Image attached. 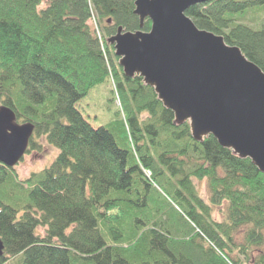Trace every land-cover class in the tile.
<instances>
[{
  "label": "trees",
  "instance_id": "16d2710c",
  "mask_svg": "<svg viewBox=\"0 0 264 264\" xmlns=\"http://www.w3.org/2000/svg\"><path fill=\"white\" fill-rule=\"evenodd\" d=\"M133 2L0 0V105L34 125L27 152L41 136L59 150L26 178L0 163V264H264V173L212 136L194 141L117 65L106 38L138 29ZM256 6L264 0H210L185 14L264 72V27L233 15ZM109 80L124 118L93 127L76 102ZM54 94L50 113L33 120L31 105ZM192 179L206 181V201ZM233 247L249 258L232 257Z\"/></svg>",
  "mask_w": 264,
  "mask_h": 264
},
{
  "label": "water",
  "instance_id": "95a60500",
  "mask_svg": "<svg viewBox=\"0 0 264 264\" xmlns=\"http://www.w3.org/2000/svg\"><path fill=\"white\" fill-rule=\"evenodd\" d=\"M210 0H134V31L118 26L106 38L123 76H138L173 124L187 123L192 139L212 136L232 155L264 173V72L223 36L199 29L185 14ZM150 22L144 31V20ZM109 21V20H108ZM0 106V163L13 167L24 155L34 125L16 123ZM4 245L0 239V257Z\"/></svg>",
  "mask_w": 264,
  "mask_h": 264
},
{
  "label": "rangeland",
  "instance_id": "374dc122",
  "mask_svg": "<svg viewBox=\"0 0 264 264\" xmlns=\"http://www.w3.org/2000/svg\"><path fill=\"white\" fill-rule=\"evenodd\" d=\"M43 6L44 4H42L40 7ZM233 15L236 16V23L247 25L253 29L259 28L260 26L264 27V6L248 8L244 13ZM90 23L92 24V22ZM112 90L113 83L111 80H109L92 87L86 96L82 97L76 102V108L79 110L84 119H86L93 127L104 126L115 121L118 118H124L119 105L118 97L114 93H111ZM55 100L56 95L54 94L47 97L42 103L31 105L36 110V115H34L33 120H35V116H37L36 119L41 121L44 118L43 115H47L48 113H50L51 109L55 105ZM146 116L147 115L144 113L140 115V118L144 120L146 119ZM18 123H22V120H18ZM113 125H111L112 128L114 127ZM35 140L40 145L39 148L26 152L22 160H20L19 163L14 167V172L17 173V176L19 178H26L32 172H38L41 169L48 167L56 158L59 152L56 147L47 142L45 136L35 138ZM144 174L146 177H150V173L148 171H144ZM192 182L198 192L199 197L206 201V181H198L196 179H192ZM19 197L22 198L25 196L20 194ZM222 209L225 211V206L220 208H213L211 214L214 220H223L224 213ZM38 231L40 233H43V229L41 228ZM244 232L245 229L241 228L234 234V243L236 245H238L239 243H243ZM258 254L259 250H253L250 253V259H255ZM231 256L235 259L249 258V255L248 258L247 256L245 258V256L241 254L236 247H233Z\"/></svg>",
  "mask_w": 264,
  "mask_h": 264
}]
</instances>
